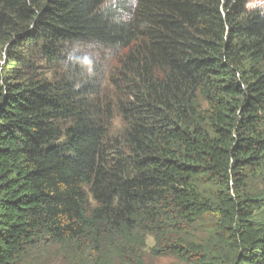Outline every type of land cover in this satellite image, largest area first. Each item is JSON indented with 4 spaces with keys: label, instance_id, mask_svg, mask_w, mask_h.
Segmentation results:
<instances>
[{
    "label": "trees",
    "instance_id": "16d2710c",
    "mask_svg": "<svg viewBox=\"0 0 264 264\" xmlns=\"http://www.w3.org/2000/svg\"><path fill=\"white\" fill-rule=\"evenodd\" d=\"M0 49V264H264V0H0Z\"/></svg>",
    "mask_w": 264,
    "mask_h": 264
},
{
    "label": "rangeland",
    "instance_id": "374dc122",
    "mask_svg": "<svg viewBox=\"0 0 264 264\" xmlns=\"http://www.w3.org/2000/svg\"><path fill=\"white\" fill-rule=\"evenodd\" d=\"M73 48H81L79 50H88V48H94L92 47L90 44L88 43H74ZM92 50V49H91ZM0 53H1V49H0ZM77 52H74V54H76ZM93 53L95 55V57H98V60L100 58L103 59V63H102V71L99 73V77L102 81L101 83V88L104 90V97H106V101H107V105H109L112 108H115L114 106V101L115 98L113 97V86L110 84V80L112 77H116L118 75V56H115V54H112L110 52L107 51H99V52H95L93 50ZM3 54L2 58L0 59V63H3V60L6 58L5 51L2 50ZM73 54V55H74ZM78 54V53H77ZM73 55L71 56V58L73 57ZM79 55V54H78ZM103 55V56H101ZM66 68V67H64ZM57 73L59 74V71H57ZM51 76V74H49ZM113 115L116 116V112L113 111ZM110 117V115H109ZM124 127V123L123 120L120 117H117L114 119L113 124L109 126V132L111 135H116L121 133V131L123 130ZM256 219L258 221H264V211L261 213H258L256 215ZM148 246L151 247L153 244V237H149L148 238V242H147ZM147 260L150 264H182L178 259L171 257V256H167V257H152L150 255L147 256Z\"/></svg>",
    "mask_w": 264,
    "mask_h": 264
}]
</instances>
